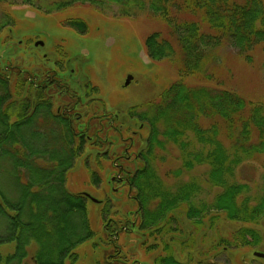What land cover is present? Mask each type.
I'll return each instance as SVG.
<instances>
[{"label":"trees","instance_id":"16d2710c","mask_svg":"<svg viewBox=\"0 0 264 264\" xmlns=\"http://www.w3.org/2000/svg\"><path fill=\"white\" fill-rule=\"evenodd\" d=\"M33 1L24 4L46 13L70 3L41 8ZM107 1L123 5V15L145 9L164 21L166 34L151 32L144 48L150 62L174 63L176 78L126 107L122 119L92 97L97 87L89 78L76 86L61 79L62 46L47 52L34 35L11 39L14 20L5 12L0 160L19 186L11 193L0 186V248L10 249L0 250V264H73L81 245L106 264H218L243 248L250 253L234 264L264 262L251 253L264 246V100L245 98L214 71L222 48L247 62L256 48L264 51V0ZM64 23L88 30L81 17ZM94 100L100 105L88 108ZM79 157L87 189L101 187L109 162L108 175L120 185L94 196L97 228L88 214L95 191L67 187ZM248 162L261 167L254 186L238 177ZM124 246L136 252L132 263Z\"/></svg>","mask_w":264,"mask_h":264},{"label":"rangeland","instance_id":"374dc122","mask_svg":"<svg viewBox=\"0 0 264 264\" xmlns=\"http://www.w3.org/2000/svg\"><path fill=\"white\" fill-rule=\"evenodd\" d=\"M53 1H70V3L63 10L46 13L25 5L24 0H0V24L3 23L5 12H7L14 20L11 36H9L11 39L24 40L34 35L33 42L41 40L44 51L47 52L54 50L57 45L62 46L68 56L65 59L63 70L59 73L61 79L64 81L69 78L71 86H76L79 80L85 81L89 78L90 82L97 87V91L92 97L102 98L110 112H117L121 118L123 117L122 119L126 120V117L123 116L126 107L156 96L160 88L168 82L169 77L176 78L177 71L174 63L164 61L158 64L150 62L146 57L144 48L146 36L155 31H159L161 34L167 32L166 24L159 17L151 15L145 9L140 11L134 8L128 15H123V5L107 0L102 3H91L88 0H34L33 5L45 8ZM69 17H81L86 20L87 32L82 34L66 25L64 20ZM0 42H2L1 39ZM4 49L0 43V56L7 54V49L5 52ZM13 50L14 48H9L11 53ZM220 54V60L223 59V61L214 69L215 76L225 82V86L238 91L245 98L254 101L264 100V51L256 48L252 54L251 62L237 56L236 52L228 47L222 48ZM128 74L132 76V80L125 86L124 81ZM99 105V102L94 100L88 105V108H96ZM130 125L129 121L124 124V126ZM109 136H112V133H109ZM89 159V164L92 165L93 157L90 156ZM82 162V158L79 157L68 173L67 187L70 191L88 193L95 191L91 195L93 198L95 196L100 199L103 192L109 194L110 188L116 189L117 186H120L114 182L115 175L112 171L111 176L108 175L106 165L110 166L109 162L104 166L102 184L99 185L101 187L98 189L88 187L89 189H87ZM10 167L8 161L0 160V186L8 193H11L15 186H19L10 174ZM260 172L261 167L257 163L248 162L239 168L238 177L254 186L259 181ZM120 191V195H122L123 190L120 189ZM112 196L115 198L114 195ZM91 202L88 204V214L93 227L97 228L98 207L96 208L93 201ZM101 227H99V231L102 229ZM130 238L127 236V239ZM123 239L122 237L119 241L121 245ZM0 250L7 252L10 249L1 247ZM124 250L127 251L126 261L132 263V259L135 258L133 254L136 252L130 246L127 249L124 246ZM76 251L79 257L73 264H106L100 260L99 252L97 253L89 245H81ZM255 251L264 252V246L254 249L251 253L253 254ZM249 253V248H243L229 254L227 260V256L222 255L217 263H239L240 255L244 256ZM150 256L142 262L149 263ZM248 259L249 257L246 260ZM242 263L244 262L242 261ZM64 264L71 263L67 260ZM251 264H264V262L263 260H251Z\"/></svg>","mask_w":264,"mask_h":264},{"label":"water","instance_id":"95a60500","mask_svg":"<svg viewBox=\"0 0 264 264\" xmlns=\"http://www.w3.org/2000/svg\"><path fill=\"white\" fill-rule=\"evenodd\" d=\"M34 44H35V45H40V46H42V45H43V42H42L41 40H37V41H35ZM131 80H132V76H131L130 74H128V75L126 76V78H125L124 85H125V86L128 85L129 82H130ZM90 199H91V201H93V202H96V201H97V200L94 199L93 197H90ZM253 255H254L255 257L264 258V253H261V252H253Z\"/></svg>","mask_w":264,"mask_h":264},{"label":"flooded vegetation","instance_id":"af4514ba","mask_svg":"<svg viewBox=\"0 0 264 264\" xmlns=\"http://www.w3.org/2000/svg\"><path fill=\"white\" fill-rule=\"evenodd\" d=\"M112 180H113V178H112ZM255 252H259V251H255ZM261 253H264V252H261ZM257 258H259V257H257ZM261 259H264V258H261Z\"/></svg>","mask_w":264,"mask_h":264}]
</instances>
